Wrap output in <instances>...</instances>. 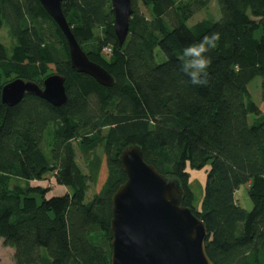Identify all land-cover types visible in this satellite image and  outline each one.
I'll list each match as a JSON object with an SVG mask.
<instances>
[{
    "label": "trees",
    "instance_id": "16d2710c",
    "mask_svg": "<svg viewBox=\"0 0 264 264\" xmlns=\"http://www.w3.org/2000/svg\"><path fill=\"white\" fill-rule=\"evenodd\" d=\"M210 1L131 0L119 47L110 0H63L81 48L114 77L103 86L71 67L65 37L38 0H0V29L6 25L14 40L10 52L0 43V89L2 77L42 85L54 70L67 95L60 106L31 94L13 106L0 99V238L14 264H110L111 197L126 179L119 155L131 144L179 180L181 205L205 223L213 264H264V110L247 90L259 76L264 101V0H215L216 19L189 25ZM213 33L220 39L208 82L194 86L180 57ZM207 163L196 210L186 167ZM47 174L67 191L47 197L50 187L29 184ZM243 184L249 211L235 198ZM91 185L98 188L86 201Z\"/></svg>",
    "mask_w": 264,
    "mask_h": 264
},
{
    "label": "water",
    "instance_id": "95a60500",
    "mask_svg": "<svg viewBox=\"0 0 264 264\" xmlns=\"http://www.w3.org/2000/svg\"><path fill=\"white\" fill-rule=\"evenodd\" d=\"M65 37L71 67L110 86L114 77L90 60L72 33L62 11L63 0H38ZM113 29L122 46L133 12L131 0H110ZM65 77L52 73L42 85L15 78L0 89L2 104L13 106L26 94L36 95L53 106L65 103ZM126 175L111 197L110 264H213L205 251L207 228L190 207L181 205L183 189L146 162L136 144L125 146L119 155Z\"/></svg>",
    "mask_w": 264,
    "mask_h": 264
},
{
    "label": "rangeland",
    "instance_id": "374dc122",
    "mask_svg": "<svg viewBox=\"0 0 264 264\" xmlns=\"http://www.w3.org/2000/svg\"><path fill=\"white\" fill-rule=\"evenodd\" d=\"M136 8L137 10L145 15L147 18H150V14L148 9L143 5L142 2L137 1L136 2ZM218 7L215 0H211L204 8L196 11L192 18L188 21L189 25H192V23H195L197 21L203 20V19H216L218 17ZM0 43L5 47V49L10 52L12 49V46L14 45V40L10 36L8 32V28L6 25H3L0 29ZM107 52H109L106 49ZM156 62H161L164 59V56L160 52V50L156 51ZM51 69H53V66H50ZM54 73V70L51 71L49 75ZM16 77L12 78H5L2 77L1 81L3 84L7 83L8 81L15 79ZM247 90L250 94L251 100H253L261 110H264V101L260 98V77L256 76L254 77L247 85ZM255 115L248 114L247 115V121L248 123H252L255 120ZM77 162L78 164L85 170L84 162L80 156L79 151L77 150ZM209 168V163H207L202 168H192L187 164L186 171L188 173V184L191 187L193 191V206L196 210L200 209L201 206V200L203 196V187L205 183L206 178V172ZM15 182H22L18 179L15 180ZM23 184V183H22ZM29 184L31 186L40 185L43 187H50L51 190L46 194L47 197L54 196V195H61L67 191V189L64 186H59L55 183V180L53 177H51V174H47L44 179L41 180H35L32 179L29 181ZM24 185V184H23ZM97 185L93 186L91 185L89 188V191L87 192L86 201H89L92 197V194L97 190ZM247 184L240 185L239 188L235 191V198L238 202V204L245 210H250L252 208V202L247 194ZM14 250L13 248L9 246H5L3 244V240L0 238V264H14L13 259Z\"/></svg>",
    "mask_w": 264,
    "mask_h": 264
},
{
    "label": "clouds",
    "instance_id": "9594fccd",
    "mask_svg": "<svg viewBox=\"0 0 264 264\" xmlns=\"http://www.w3.org/2000/svg\"><path fill=\"white\" fill-rule=\"evenodd\" d=\"M219 33L206 35L199 42L184 48L181 59V71L187 75L194 86H202L208 82V68L211 64L209 53L217 48Z\"/></svg>",
    "mask_w": 264,
    "mask_h": 264
},
{
    "label": "built area",
    "instance_id": "2783aa9c",
    "mask_svg": "<svg viewBox=\"0 0 264 264\" xmlns=\"http://www.w3.org/2000/svg\"><path fill=\"white\" fill-rule=\"evenodd\" d=\"M108 51H110V48H106ZM106 51V50H105Z\"/></svg>",
    "mask_w": 264,
    "mask_h": 264
}]
</instances>
